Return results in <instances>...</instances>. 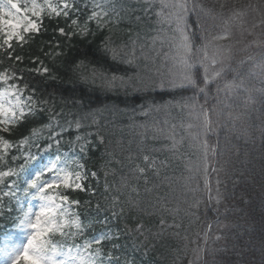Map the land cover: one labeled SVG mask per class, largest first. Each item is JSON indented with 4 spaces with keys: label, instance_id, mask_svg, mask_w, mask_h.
I'll return each mask as SVG.
<instances>
[{
    "label": "trees",
    "instance_id": "1",
    "mask_svg": "<svg viewBox=\"0 0 264 264\" xmlns=\"http://www.w3.org/2000/svg\"><path fill=\"white\" fill-rule=\"evenodd\" d=\"M4 2L0 0V3ZM30 2L19 0L22 7ZM37 2L43 4L44 0ZM51 2L56 4L62 0ZM105 3L107 0H77L81 23L83 18L89 17L92 7ZM167 3L186 4V11L179 9V12L186 18L189 31L196 25L199 15L201 31L196 34L195 45L206 47L204 52L190 54L199 63L211 44H215L217 39L214 37L223 36L227 30L235 2L167 0ZM246 3L247 25L228 41L232 44L238 39L221 55L217 68L222 74L211 84L207 102L204 96H196L192 101L197 108L205 106L218 110V114L212 116L214 123L207 136L209 146L217 151L215 155L209 152L207 165L197 150L199 142L194 145L188 138L196 135L195 129L188 130L189 125L197 122V112L191 106L181 110L166 96L167 104L163 109L145 119L132 111L140 103L139 98L133 103L132 95L126 97L122 88L112 90L109 87L113 76L136 74L145 82L151 77L159 83L161 78L174 74L178 63L173 59L174 29L167 28L165 19L156 15L160 11V0H155L148 12L144 11L149 7L145 0H114V5L108 6L109 10L114 7L108 17L110 23L94 40L89 37V41L59 35L56 30L68 29L71 20L66 21L63 16L49 19L45 10L40 34L22 33L25 36L22 42L14 39L9 49L11 59L5 54L7 46L3 45V34L0 33V72L23 77L11 81L24 89L23 96L33 95L34 101H47L43 107L55 108L56 113L63 110L65 114L75 113L77 109L73 108V103L80 102L83 104L80 114L93 112L97 122L84 121L85 125L91 126L79 132L73 123L71 136L65 132L59 144L55 140L51 143L46 140L51 127L47 115L0 125V138L21 146L8 152L0 150V171L11 168L17 173L0 182V257L6 247L4 242L22 230L19 221L29 200L36 198L31 193L25 194V182L34 178L45 162L57 159L59 169L71 171L83 164L89 175L92 170L100 172L99 184L89 179L85 182L88 191L70 193L73 200L80 201L78 206L68 204L72 213L78 214L73 217L85 225L89 221L92 223L75 240L57 234L56 239L62 244L59 254L70 249H84L81 245L90 240L88 246L95 262L99 256L94 254L102 252L105 264L109 255L118 258L119 264L133 260L135 264H264V0H247ZM8 10L6 8L5 12ZM96 11L103 19L105 9L97 7ZM167 15L166 12L165 17ZM73 18H76L75 13ZM96 23L91 24L94 32L97 31ZM108 37L113 42L111 46L121 50L122 61H114L110 54L106 56L101 50L102 40ZM16 56L21 59L17 61ZM127 60L133 61L132 67L128 66ZM42 66L52 69V75L57 79L53 81L42 71L38 72ZM200 72L202 75L203 69ZM227 84L234 87L226 91ZM3 87L6 85L0 84V88ZM131 91L129 88L128 92ZM181 96H192V93L178 92L176 100ZM5 127L10 131L4 132ZM173 129L175 145L171 139H166L172 137ZM88 132L93 133L90 137L93 143L82 156L80 144L83 141H75L78 135ZM96 134L104 138L103 144L97 146ZM38 137L41 143H34ZM28 152L36 157L34 161H25ZM105 155L113 162H121L108 166L107 181L112 188L107 193L105 161L101 159ZM145 155L166 162L158 176L148 173L147 185L143 177L129 175L136 165H143ZM21 166H24L23 171ZM205 166L209 173L207 188ZM113 167L117 170L115 176L111 174ZM121 176L127 178V187L120 183ZM13 183L18 185L13 189L14 195L4 197L3 193L9 192L8 185ZM137 184L138 195L131 191ZM117 192L122 199L136 200L139 206L127 219L121 217L119 222L104 224L105 216L111 217V198ZM116 211H119L118 207ZM161 220L165 222L163 229ZM138 224H144L152 234L147 247L141 246L143 236L137 239L130 234L129 230ZM117 228L120 238L111 239ZM107 229H112V233L104 239ZM97 238L103 243L97 244ZM113 245H116L115 249Z\"/></svg>",
    "mask_w": 264,
    "mask_h": 264
},
{
    "label": "snow or ice",
    "instance_id": "2",
    "mask_svg": "<svg viewBox=\"0 0 264 264\" xmlns=\"http://www.w3.org/2000/svg\"><path fill=\"white\" fill-rule=\"evenodd\" d=\"M149 5L148 8L144 9L145 12L152 10V5H154L155 0H145ZM114 5V0H107L104 5H95L91 8L88 18H83V23H81L82 14L79 7L77 6V0H62L53 4L51 0H44L43 4L37 2V0H31L30 5L25 3L22 7L19 0H5L4 3H0V33L3 34V45H6L5 54L9 59L12 58V52L9 49L12 48V41L15 39L18 42L25 40L26 34H36L39 35L42 27V20L44 18V12L47 11L48 18L59 19L61 16L65 18L66 21L71 20V25L68 29L63 27L58 28L56 31L61 36H65L69 39L79 38L81 41H89V37L94 40L98 32H102L105 27H107L110 21L108 17L114 11V7L109 10V5ZM103 7L105 9L103 13V19L101 14L97 13L96 8ZM9 10L5 12V9ZM87 10V5H85ZM171 9H182L186 11V4L181 3H167V0H160V11L156 13L157 17L164 18L167 12V19L171 20ZM73 13L76 14V18H73ZM177 19L175 21L176 28L173 33L172 46L175 47V55L173 59L178 63L175 67L174 74L170 75L168 78H161L159 83L156 79L149 78L148 82L139 75H127L117 78L113 76L111 81H109V87L112 90H117L122 88L124 90L125 96L132 95L133 103H135L136 98H139L140 103L133 107L132 111L134 115H140L147 119L156 110L163 109L167 104L165 97H170L176 105L181 107V110L186 106H191L193 110L197 112L196 123L194 125H189V132L193 129L196 130L195 136H189L188 138L192 140L194 145H197V150L202 153L201 160L205 165L208 163L209 152L212 155L216 154L217 149L211 148L207 142V136L211 132L214 121L212 120L213 114H218L216 108H208L205 106H199L192 104L194 97L204 96L207 102V97L209 94V88L211 84L218 79L221 71H215L214 66L216 64L215 59L212 60L211 65L207 64L206 52L203 55V59L199 63L190 55L193 51L196 53L204 52L206 46H201L197 48L195 45L196 34L201 31L199 27V15L197 17L196 25L189 31V25L186 18H183L182 12L176 13ZM8 17V18H5ZM32 17H35L33 19ZM96 23L97 31L94 32L91 28V24ZM79 29V31H77ZM223 36H216L214 39H223ZM177 40L179 41L177 43ZM102 51L106 56L109 54L114 61L123 60V55L119 47H112V40L110 37L102 40ZM61 55L63 53L61 52ZM15 59L19 61L21 58L16 56ZM55 63V61H53ZM126 63L129 67L133 66L132 60H127ZM82 64V62H81ZM203 69V74L201 75L200 70ZM42 71L44 75L49 76L51 80H56L57 76L52 75L53 70L48 67H43L37 70ZM13 79H23L22 76L16 77L15 75H10L7 71L0 72V84L6 85V87L0 88V125H8L13 122H25L29 117L41 116L42 118L47 115L48 124L51 125L48 136L46 137L47 142L55 140L58 142L61 137L67 132L71 136L73 131V123L75 124V130L79 132L86 126L84 121L92 119V123L97 122L94 119L95 113L85 112L81 115L83 109V104L80 102H74L73 108H76L75 113L69 111L67 114L63 110L56 113L55 108L43 107L47 104V101L40 99H35L33 95L23 96L24 89H21L19 84L11 83ZM234 87L233 84L225 85V90H231ZM131 89V93L128 89ZM35 91V90H34ZM191 92L192 96L184 97L181 96L179 100H176V94L178 92ZM220 89L217 88V93ZM159 97V99H157ZM169 107L172 105H168ZM27 110V111H26ZM51 113L50 115H48ZM230 119L233 118L230 114ZM239 118V117H235ZM67 125V127H65ZM147 127V125H144ZM59 129V131H57ZM201 130L204 139L201 140ZM4 132H9L10 129L5 127ZM98 139L96 141L97 146L104 143V138L100 137L98 134ZM93 133L88 132L84 135H78L76 137V143H80V152L83 156L84 153L89 151L92 145V140L90 137ZM155 138V137H154ZM166 139H171L173 145H175V131L173 129L172 137H166ZM34 143H41L39 137ZM72 143V141H69ZM0 146L4 152H8L13 147H21L19 145H14L9 142L6 138H0ZM39 150V149H38ZM25 161H34L36 157L28 152L24 157ZM105 161L103 167L105 171V193H107L112 185L107 181L108 166L109 164H120V161L113 162L108 158L107 155L101 157ZM166 166L165 161H158L155 157H150L145 155L143 157V165H136V167L129 173V175H135L138 178L143 177L144 183L147 185L149 183L148 173L153 172L155 175L160 174V168ZM198 167V166H197ZM24 166H21V171H23ZM116 169L113 167L111 174L115 176ZM213 171L215 169L213 168ZM205 179V187H209V181L207 180L208 168L205 166L203 168ZM47 175V178L46 177ZM17 173L14 169L9 168L7 171H0V182L4 178L15 176ZM95 180L99 184L100 172L97 170H92L90 175L86 168V165H79L71 171L57 170V165L52 163L51 165H45L39 168L34 178L27 180L26 187L23 189L25 194L31 193L36 198H38L42 203L39 210L35 212V221L33 222L29 219V213L25 212L22 219L19 221V226L27 227L31 230L30 234L26 237V243L12 248L10 251L6 250L4 252L5 264H65L64 261H58L55 256L59 254L62 248L61 242L56 239L57 234L65 239L75 240L78 236L82 235L84 229L91 225L92 221H89L88 225H85L79 218H69L64 219L66 215L64 206L67 204L79 205V200H73L70 193L88 191L85 187V182L87 180ZM126 177L121 176V184H126ZM9 192L3 193L4 197H8L10 194L14 195L13 189L18 187L15 183L8 185ZM132 192L139 194V185L131 189ZM147 192L148 189L146 188ZM95 194V193H93ZM211 198V197H210ZM218 202V201H217ZM139 206V202L133 199H122L119 192H117L114 198H111V217L105 216L102 223L108 224L110 221L119 222L121 217L127 219L131 216L136 208ZM119 211H116V208ZM142 211L144 209H141ZM74 217H78V214L74 213ZM164 220L160 221L161 228L164 227ZM74 229V230H73ZM132 236L139 239L140 236L144 237V242L141 244L142 247H147V241L152 236L151 232L147 230L144 224H138L129 230ZM112 233V229H107L104 234V239H108V234ZM120 229L117 228L115 233H112L111 239L120 238ZM159 235V233H157ZM219 239V237H217ZM91 241H86L85 244L81 245L85 251L91 253L92 250L89 248ZM96 243H103L100 238L96 239ZM207 244V240L205 241ZM116 245H113V249ZM147 255V253H144ZM94 255L99 256V260L96 264H105V257L102 252H97ZM92 255H89L88 260L85 261L81 259L80 264H91ZM106 264H119V259L114 258L111 255L107 257ZM127 264H135V261L127 262Z\"/></svg>",
    "mask_w": 264,
    "mask_h": 264
},
{
    "label": "rangeland",
    "instance_id": "3",
    "mask_svg": "<svg viewBox=\"0 0 264 264\" xmlns=\"http://www.w3.org/2000/svg\"><path fill=\"white\" fill-rule=\"evenodd\" d=\"M235 2L233 3V7L231 10V15L230 18L228 20V26H227V30L225 31V33L223 34V39H217L215 41V44H211V46L208 48V63L209 65H211V62L213 59H215L216 64L212 67H214L215 71H219V69L217 68V66H219V61L221 58V55L223 53H225L229 47L231 45H233L234 43H236L238 41V39L234 40L232 44H229V40L231 38V36L233 34H235L242 26L243 28L246 27L247 25V14H245L246 12V5H248L246 2L247 0H230V2ZM238 3V4H237ZM236 4V5H235ZM242 6L241 7H239ZM171 20H168L167 17H164L165 19V24L166 27L174 29L176 28V24L175 21L177 19V15L176 13L179 12V9H171ZM253 21V20H252ZM173 30V31H174ZM220 67V66H219ZM52 163H55L57 165V170H64V171H68L66 169H59L58 168V160L57 159H51L48 160L47 162H45L43 166L45 165H51ZM46 174V177L47 178ZM41 201L38 198H34L32 200L29 201V203L27 204L26 207V212L29 213V219H31L33 222L35 221V212H37L39 210V207L41 205ZM64 210L66 215L64 216V219H69V218H74L73 217V213L69 207V205H65L64 206ZM31 232L30 229H28L27 227H23V231L19 234H17L16 236L9 238L4 244L6 246V249L4 250V252L6 250L10 251L12 248L22 245L23 243H26V237L27 235H29ZM4 252H3V256L0 257V264H5V257H4ZM89 255H92L91 253L85 251V249H70L68 251H66L65 253H60L58 255L55 256V259L58 261H64L65 264H80L81 259H84L85 261L88 260ZM91 264H96L95 262V258L92 255V262Z\"/></svg>",
    "mask_w": 264,
    "mask_h": 264
}]
</instances>
